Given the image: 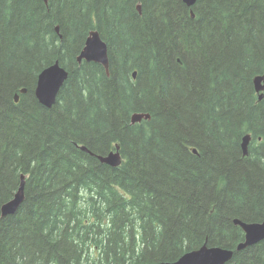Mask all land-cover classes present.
I'll list each match as a JSON object with an SVG mask.
<instances>
[{
  "label": "trees",
  "instance_id": "obj_1",
  "mask_svg": "<svg viewBox=\"0 0 264 264\" xmlns=\"http://www.w3.org/2000/svg\"><path fill=\"white\" fill-rule=\"evenodd\" d=\"M92 30L109 75L77 61ZM56 62L69 76L47 109L35 89ZM259 75L264 0H0V264L235 251L245 234L234 220H264ZM134 113L151 119L132 125ZM117 145L122 165L97 159ZM22 175L25 201L2 217ZM227 264H264V240Z\"/></svg>",
  "mask_w": 264,
  "mask_h": 264
},
{
  "label": "water",
  "instance_id": "obj_2",
  "mask_svg": "<svg viewBox=\"0 0 264 264\" xmlns=\"http://www.w3.org/2000/svg\"><path fill=\"white\" fill-rule=\"evenodd\" d=\"M48 3V0H45ZM198 0H183L184 4L193 8ZM138 11L141 13V6H138ZM192 18H195L193 10H191ZM56 31L59 33V28ZM79 64L85 62H94L100 64L106 70L109 75L110 61L108 55V47L106 42L102 39L100 33L97 30H92L89 37L86 40L84 49L77 57ZM69 76L68 71L60 65L59 62L51 65L50 67L43 70L37 81V86L35 89V95L40 104L47 109H51L57 102L59 92ZM137 72L133 74L134 79H136ZM255 91L258 95V99L261 101L264 99V75H259L254 78L253 81ZM27 92L26 89L22 90V94ZM18 102L19 96H15ZM151 116L144 113H134L131 116V124H138L144 120H150ZM252 141L251 135H245L242 140V150L244 156L248 155V148ZM80 148L95 156L94 153L89 151L87 147L80 146ZM196 153V150H194ZM97 159L113 168L119 167L123 163V157L120 152V146L117 145L115 150L110 152L106 156H97ZM25 186H26V176L22 175L20 180L19 188L14 196V198L1 207L2 217L9 215H14L22 203L25 201ZM235 224L240 226L245 233V240L237 247V252H242L247 248L255 245L256 243L264 240V221L262 223H245L239 220L235 221ZM233 251L224 250L221 248H210L206 245L197 251L189 252L184 254L176 262H163L156 264H226L233 258Z\"/></svg>",
  "mask_w": 264,
  "mask_h": 264
},
{
  "label": "bare ground",
  "instance_id": "obj_3",
  "mask_svg": "<svg viewBox=\"0 0 264 264\" xmlns=\"http://www.w3.org/2000/svg\"><path fill=\"white\" fill-rule=\"evenodd\" d=\"M236 220H239V221H241V222H244V221H242V220H240V219H235V220H234V224H235V221H236ZM263 221H264V220H263ZM263 221H262V222H263ZM262 222H261V223H262ZM245 223H248V222H245ZM235 225H236V224H235ZM236 226H238V225H236ZM239 227H240V226H239ZM240 228H241V227H240ZM241 229H242V228H241ZM242 231H243V229H242ZM243 232H244V231H243ZM244 234H245V233H244ZM241 243H242V242H241ZM241 243H239V244L237 245V247H238ZM237 247H236V250H235V251L232 250V249H226V248H221V247H214V248H221V249H224V250H230V251H233V253L235 254V252H237ZM201 248H202V247H201ZM198 250H199V249H198ZM193 251H197V250H193ZM193 251H190V252H193ZM187 253H189V252H187ZM187 253H186V254H187ZM234 254H233V257H234ZM232 259H233V258H232ZM232 259H231V260H232ZM229 262H230V261H229ZM229 262H228V263H229ZM226 264H227V263H226Z\"/></svg>",
  "mask_w": 264,
  "mask_h": 264
},
{
  "label": "flooded vegetation",
  "instance_id": "obj_4",
  "mask_svg": "<svg viewBox=\"0 0 264 264\" xmlns=\"http://www.w3.org/2000/svg\"><path fill=\"white\" fill-rule=\"evenodd\" d=\"M24 89H26V88H24ZM27 90V89H26ZM27 93V92H26ZM25 93V94H26ZM22 94V93H21ZM16 95H18L19 96V100H18V102L20 101V95L19 94H16ZM15 95V96H16ZM15 96H14V99H15ZM17 101H16V99H15V103H18ZM247 135H250V134H247ZM251 144V143H250ZM250 146V145H249ZM244 240H245V238H244ZM207 246V245H206ZM207 247H209V246H207ZM210 248H212V247H210Z\"/></svg>",
  "mask_w": 264,
  "mask_h": 264
}]
</instances>
